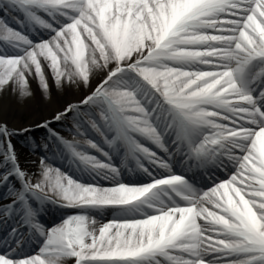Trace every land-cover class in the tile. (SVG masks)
I'll return each instance as SVG.
<instances>
[{
    "label": "snow or ice",
    "instance_id": "obj_1",
    "mask_svg": "<svg viewBox=\"0 0 264 264\" xmlns=\"http://www.w3.org/2000/svg\"><path fill=\"white\" fill-rule=\"evenodd\" d=\"M0 264H264V0H0Z\"/></svg>",
    "mask_w": 264,
    "mask_h": 264
},
{
    "label": "bare ground",
    "instance_id": "obj_2",
    "mask_svg": "<svg viewBox=\"0 0 264 264\" xmlns=\"http://www.w3.org/2000/svg\"><path fill=\"white\" fill-rule=\"evenodd\" d=\"M9 110H15L17 113V118L22 121V115L23 113L27 112L28 110H21L23 106L17 105L14 100H10L8 103ZM40 108H42L44 111H47V107L44 105H40Z\"/></svg>",
    "mask_w": 264,
    "mask_h": 264
},
{
    "label": "rangeland",
    "instance_id": "obj_3",
    "mask_svg": "<svg viewBox=\"0 0 264 264\" xmlns=\"http://www.w3.org/2000/svg\"><path fill=\"white\" fill-rule=\"evenodd\" d=\"M28 114H29L28 111L25 112V113H23V115H22V121L25 120V119L27 118Z\"/></svg>",
    "mask_w": 264,
    "mask_h": 264
}]
</instances>
